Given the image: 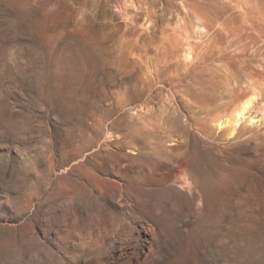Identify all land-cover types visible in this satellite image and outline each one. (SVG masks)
Segmentation results:
<instances>
[{"label":"rangeland","instance_id":"rangeland-1","mask_svg":"<svg viewBox=\"0 0 264 264\" xmlns=\"http://www.w3.org/2000/svg\"><path fill=\"white\" fill-rule=\"evenodd\" d=\"M125 1L0 0V264H264V0ZM228 86L258 96L231 136Z\"/></svg>","mask_w":264,"mask_h":264},{"label":"bare ground","instance_id":"bare-ground-1","mask_svg":"<svg viewBox=\"0 0 264 264\" xmlns=\"http://www.w3.org/2000/svg\"><path fill=\"white\" fill-rule=\"evenodd\" d=\"M130 3H132L131 0H129ZM241 1V0H240ZM125 4H128V0L125 1ZM261 17V16H260ZM263 23V24H262ZM262 27H264V15L262 17ZM145 24L142 23V26H144ZM259 25V24H258ZM148 27V26H146ZM142 40V39H141ZM143 41V40H142ZM209 52H207L206 54L208 55ZM205 55V54H204ZM209 56V55H208ZM126 59V58H125ZM141 59V58H140ZM207 59V57L205 58ZM141 61V60H140ZM137 62H139V59H132V58H128L126 60V68L124 69L123 71V76L124 78H127V79H136L137 82L136 84L134 85V87L136 88L135 92L136 94H140L139 91H141L142 89L145 88L144 85V82H143V79H142V76L140 77L142 79V81L140 80L138 76V70H137ZM224 62V61H223ZM167 63V62H166ZM225 63V62H224ZM74 64V63H73ZM224 66V65H223ZM146 67V66H145ZM225 67V66H224ZM123 68V67H122ZM221 68V67H220ZM216 70V69H215ZM229 70V69H228ZM122 71V70H121ZM153 72V71H152ZM225 72V70L223 71ZM160 73H163V72H160ZM212 73V72H211ZM121 74V73H119ZM122 76V75H121ZM159 76V75H158ZM221 76V75H220ZM227 76H230V75H227ZM226 76V77H227ZM232 76V75H231ZM230 76V77H231ZM137 77V78H135ZM225 77V79H226ZM121 79V78H120ZM230 79V78H229ZM233 81V78L232 80ZM227 83V82H226ZM229 83V82H228ZM232 83V82H230ZM234 83H235V80H234ZM133 86V85H131ZM235 86V85H233ZM133 87V88H134ZM132 88V89H133ZM150 88V87H149ZM237 88V87H236ZM196 90V89H195ZM198 90V89H197ZM237 90V89H236ZM234 88H231L230 86H228L225 91H228L230 94V98L232 99L229 107V111H226L227 113L223 114V115H220V114H217L213 117V125L215 127V129L217 130H220V129H224L225 128V132L226 134H229L230 136L231 135H234L235 132H236V129L237 127H239V125H241L242 122L244 123H250L251 125L252 124H255V118L254 117H251V112L253 111L254 109V105L256 103V100H257V92L256 91H252L251 92H248L246 94H243L242 96H238L237 95V92ZM255 90V89H254ZM183 92V91H182ZM236 92V93H235ZM188 93V91H187ZM187 93H184V94H187ZM190 93V91H189ZM235 94V95H234ZM183 96V94H182ZM206 94L205 93H202V91H197V92H193L192 94H187L185 95L184 99H183V103H184V106H186L187 108H190V109H199V112L202 110H207V106L211 105V104H208V102L210 103V99H212L213 97L211 98H206ZM139 97V95H138ZM225 97V96H223ZM135 99V98H134ZM212 103V102H211ZM208 104V105H207ZM210 107V106H209ZM213 107V108H212ZM212 109H217L218 106L216 105L215 107L214 106H211ZM228 110V109H227ZM177 124V123H176ZM187 128H189V125L187 124ZM190 134V133H189ZM207 134L208 136H211L210 133H205ZM121 135V134H120ZM119 135V136H120ZM151 135V134H150ZM188 135V133H187ZM111 136V134L109 135ZM118 136V137H119ZM140 136V135H139ZM157 136V135H156ZM153 137V138H156V141H155V148L157 147V149L160 147H164V145L167 143V141L165 140V136L163 137L162 136H158V137ZM181 136V135H180ZM122 137V136H120ZM240 137V135H239ZM110 138V137H109ZM124 138L127 139V137L124 136ZM142 138V136H141ZM238 138V137H237ZM116 139H119V138H116ZM140 137L138 138V141ZM152 139V137L150 138V140ZM181 138H179V140L177 141V145L179 146H182L184 143L180 141ZM191 139V138H190ZM189 139V140H190ZM125 140V139H123ZM147 140L146 138L144 139V141ZM155 140V139H154ZM153 139L151 141H154ZM193 140V139H192ZM123 142L124 144L120 145V146H123L125 144H127V147L130 148H133V149H139L138 147L135 146V144L132 142V141H128V142H125V141H122V138L121 140H118V142ZM148 141V140H147ZM166 141V142H165ZM143 142V141H141ZM146 142V141H145ZM154 143V142H153ZM153 143H149L148 142V145H152ZM146 145V143H144ZM188 145V142H185V146ZM167 145H165L166 147ZM119 147V146H118ZM124 147V146H123ZM126 147V148H127ZM147 147V146H146ZM149 147V146H148ZM151 147V146H150ZM154 147V146H153ZM190 147V146H189ZM152 148V147H151ZM159 148V149H160ZM191 148V147H190ZM141 149V148H140ZM163 149V148H162ZM162 149H160L162 151ZM191 150V149H190ZM153 151V150H151ZM159 151V152H161ZM158 153V151H155L154 150V154ZM191 152V151H190ZM147 153V152H146ZM150 154V152H149ZM152 154V153H151ZM159 154V153H158ZM157 154V155H158ZM192 154V153H191ZM156 155V156H157ZM160 155V154H159ZM153 156V155H152ZM155 156V157H156ZM172 156V155H171ZM192 156V155H191ZM154 157V158H155ZM166 158V157H165ZM168 158V157H167ZM159 159V158H158ZM157 159V160H158ZM173 159V158H172ZM155 160V159H154ZM153 160V161H154ZM156 160V161H157ZM152 161V160H151ZM159 162V161H158ZM178 162V170L173 173V175L166 181V182H169L171 185H169L170 187L172 185L176 186V187H179V189L183 188V189H186L188 190L189 192L193 193L194 195H196V197L198 199H202V194H201V190H200V186H199V183H198V178L195 174V170L193 169V166L190 162V156H187V154H182L179 159L176 161ZM169 168V167H168ZM172 168V167H171ZM154 169V168H153ZM130 179V178H129ZM132 180V178H131ZM128 181V179H127ZM126 182V181H125ZM142 182V181H141ZM133 183V182H132ZM137 183V182H136ZM134 184V183H133ZM163 184V183H161ZM168 184V183H167ZM166 183H164L163 185H167ZM144 185V184H143ZM145 186V185H144ZM155 186V184H154ZM159 186V185H158ZM146 187H149V186H146ZM151 187V186H150ZM153 187V186H152ZM175 187V188H176ZM120 193L121 196H125L126 198L129 199V196L127 193L131 192V191H135L137 194H138V198L140 201L142 202H145L147 203L149 201V198H148V192L142 194V190L143 188L141 186L134 188V186L132 184L129 183H125V184H122V185H119L118 187H116ZM174 188V187H172ZM141 192H140V191ZM97 191V190H96ZM108 192V191H107ZM111 191L109 190V193ZM99 195V194H98ZM147 196V197H146ZM202 201V200H201ZM199 202V201H198Z\"/></svg>","mask_w":264,"mask_h":264}]
</instances>
